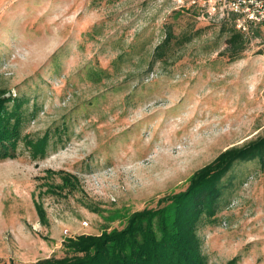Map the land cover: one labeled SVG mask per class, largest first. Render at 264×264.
Listing matches in <instances>:
<instances>
[{
  "label": "rangeland",
  "instance_id": "1",
  "mask_svg": "<svg viewBox=\"0 0 264 264\" xmlns=\"http://www.w3.org/2000/svg\"><path fill=\"white\" fill-rule=\"evenodd\" d=\"M234 25L204 19L196 0H0V88L23 101L17 154L0 161V264L121 229L264 136V28L244 32L232 61ZM42 138L35 156L28 141ZM229 177L200 232L208 264H264V166L242 161Z\"/></svg>",
  "mask_w": 264,
  "mask_h": 264
},
{
  "label": "trees",
  "instance_id": "2",
  "mask_svg": "<svg viewBox=\"0 0 264 264\" xmlns=\"http://www.w3.org/2000/svg\"><path fill=\"white\" fill-rule=\"evenodd\" d=\"M173 40L171 29L155 48V60L167 56ZM247 43L245 33L235 24L229 29L225 52L235 61ZM8 92L0 88V161L16 156L21 139L23 101ZM28 143L35 156L45 153L47 138ZM252 160L264 166V136L222 151L193 174L186 190L161 198L163 206L134 212L121 229L69 238L64 241L63 256L33 264H208L201 229L226 205V192L234 186V179L227 176L237 163Z\"/></svg>",
  "mask_w": 264,
  "mask_h": 264
},
{
  "label": "built area",
  "instance_id": "3",
  "mask_svg": "<svg viewBox=\"0 0 264 264\" xmlns=\"http://www.w3.org/2000/svg\"><path fill=\"white\" fill-rule=\"evenodd\" d=\"M204 19L231 17L243 33L250 27L264 28V0H196Z\"/></svg>",
  "mask_w": 264,
  "mask_h": 264
}]
</instances>
